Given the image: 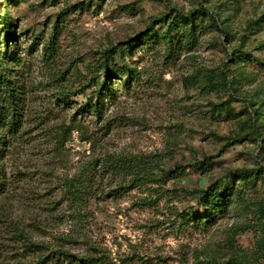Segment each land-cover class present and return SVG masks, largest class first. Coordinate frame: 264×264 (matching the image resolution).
I'll list each match as a JSON object with an SVG mask.
<instances>
[{
    "label": "rangeland",
    "instance_id": "rangeland-1",
    "mask_svg": "<svg viewBox=\"0 0 264 264\" xmlns=\"http://www.w3.org/2000/svg\"><path fill=\"white\" fill-rule=\"evenodd\" d=\"M0 18V264H264V0H0Z\"/></svg>",
    "mask_w": 264,
    "mask_h": 264
},
{
    "label": "trees",
    "instance_id": "trees-1",
    "mask_svg": "<svg viewBox=\"0 0 264 264\" xmlns=\"http://www.w3.org/2000/svg\"><path fill=\"white\" fill-rule=\"evenodd\" d=\"M195 13H201L202 15H206V12L204 10H199V11H195ZM183 23L185 24H190L191 26H194L195 24V20H196V16L193 13H189L186 15H182L181 18ZM0 21L3 22L4 27L8 30L9 28V23L7 21L6 18H0ZM9 39H10V33L8 32L7 35L4 38V48L6 50H8V43H9ZM108 82H103L101 83L97 89H96V95H97V100L95 103H93V99H89L88 103L86 104V107L88 109L89 112L93 113L96 117L100 118L102 111H101V105L104 104V96H103V91L105 90V88L108 86ZM12 86V81L10 80V78L7 75H3L2 73H0V88L2 90H4L5 94H6V100H12L14 98V92L15 90H13L11 88ZM255 113V119L256 118H260V116H262V112L261 111H256ZM6 117L5 115L0 111V130H3L5 128H9L10 131H12L15 127V123L12 122H6L5 121ZM78 124V123H76ZM76 126V125H75ZM17 128V127H16ZM79 125L74 127L73 129H71L70 133L72 134L74 131H79ZM16 132L18 131L17 129L15 130ZM13 132V131H12ZM3 141H0V145L3 144ZM213 192L208 193L205 192L204 196L205 198L212 196ZM227 193H217L214 195L213 199H211L212 201H209V203H206V207L210 206V204L212 202H219V201H223L224 197L226 196ZM72 202L74 206H77L81 200V195L82 192L79 189L73 188L72 191ZM24 236L23 232H20L19 230L17 231L15 237L17 239H20ZM18 243L22 244V249L24 251H28L31 249H36V251H40L41 253H43V248L42 246H38L35 245L34 243H32L31 241L28 240H18ZM64 258L65 261H61V257ZM59 257L56 258H44L41 257L38 261V263L36 264H43L45 263V259H47L48 263H52V264H111L110 261L106 258V256L100 255L98 253H90L85 255L84 257H78V256H74L71 255L69 253H58ZM211 264V263H209Z\"/></svg>",
    "mask_w": 264,
    "mask_h": 264
}]
</instances>
